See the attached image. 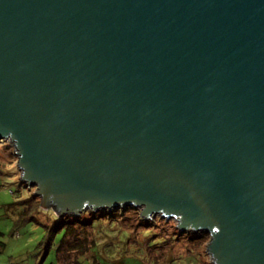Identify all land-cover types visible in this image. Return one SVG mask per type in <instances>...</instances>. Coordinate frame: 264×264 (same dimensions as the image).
<instances>
[{
    "label": "water",
    "instance_id": "obj_1",
    "mask_svg": "<svg viewBox=\"0 0 264 264\" xmlns=\"http://www.w3.org/2000/svg\"><path fill=\"white\" fill-rule=\"evenodd\" d=\"M9 132L61 215L146 203L264 264V0H0Z\"/></svg>",
    "mask_w": 264,
    "mask_h": 264
},
{
    "label": "clouds",
    "instance_id": "obj_2",
    "mask_svg": "<svg viewBox=\"0 0 264 264\" xmlns=\"http://www.w3.org/2000/svg\"><path fill=\"white\" fill-rule=\"evenodd\" d=\"M23 153L18 148L17 139L9 132L7 135H0V204H13L11 207H0V241H6L9 245L6 252L0 254V264H31L29 258L24 254L29 245L33 243L36 237L31 236L33 225L28 221V217L36 216L44 224H51L57 220L61 213L54 204H45V194L40 191V184L37 182L25 180L26 168L21 166ZM120 207L115 210L114 216L97 215L91 220L92 224L97 221H112L115 226L117 220H122L125 224L129 223L125 217L131 213H136L140 218L152 220L153 217H159L160 213L152 212L145 216L146 203L129 206L124 208L123 203L119 202ZM26 209V211H25ZM97 209L86 207L79 211L78 215L91 217ZM123 213V216H118ZM88 227V225H85ZM167 223L160 225V234L167 233ZM176 234L180 239H169L161 247H154L152 235L143 228L137 229L134 233L129 230L125 235H131L132 239L123 245L114 246L106 250L105 255L109 261L124 260L126 264H166V259L170 264H220V260L210 248L213 235L207 233L196 238L201 239L209 236L205 241L202 250L198 251L195 258L191 261L180 260L169 255L183 241L184 233L195 231L187 228L181 231V222L176 226ZM116 235V233H113ZM170 235V234H168ZM90 240L94 237L90 236ZM123 240V237L120 238ZM100 244L106 243V240H98ZM191 243V239L188 240ZM167 249V253L165 252ZM96 248L92 247L91 252ZM186 254L191 255L192 249L185 247ZM88 250L81 251L79 248L67 250V259H60L56 264H93Z\"/></svg>",
    "mask_w": 264,
    "mask_h": 264
},
{
    "label": "rangeland",
    "instance_id": "obj_3",
    "mask_svg": "<svg viewBox=\"0 0 264 264\" xmlns=\"http://www.w3.org/2000/svg\"><path fill=\"white\" fill-rule=\"evenodd\" d=\"M16 202H13L15 204ZM13 204H0V207H11ZM26 211V209H25ZM105 212L96 214L100 216H104ZM115 211L111 214V216H114ZM66 215V217L70 220H74L73 218L76 216ZM61 215V216H63ZM118 216H123V213H118ZM92 216V215H91ZM33 217V218H32ZM93 218L89 219V223H91V220ZM126 220L129 221V223L125 224L122 220H117L115 226L112 225V221L109 220L108 222L105 221H97L95 224H90L91 228L89 229V233L94 239H92V244L90 245L88 251L90 253V257L93 261V264H126L124 260H113L109 261L107 256L105 255V252L107 249L112 248L114 246L123 245L124 243L130 241L132 239L131 235H125L126 232L131 230L133 233L137 229L143 228L144 230H147L150 232V235L153 237L154 247H161L163 243H165L169 239H180V235L176 234V228L175 227H167V233L161 235L160 234V225L165 224L164 217H157L153 218L152 220L147 219H140L138 217V214L131 213L128 217H125ZM28 221L31 222L33 225V230L31 232V236L36 237V239L33 241L31 245H29L28 249L25 250V255L29 258L31 261V264H36L39 261H41V264H56L58 261L56 249L57 244L59 243L61 237L64 234V230H56L53 237L51 238L50 244H46V238L48 231L52 228L49 226V224L42 223L39 219H37L36 216H30L28 217ZM53 223V222H52ZM63 229V228H62ZM113 233H116V235H113ZM207 233H200V232H188L184 233L183 235V241L180 245H178L174 251L169 253L170 256L175 257L180 260H188L191 261L195 258L198 251L202 250L205 244V241L209 239V236H204L201 239L197 240L196 238L203 236ZM1 235H4L2 233ZM82 234H78V238H80ZM123 237V240L120 238ZM191 239V243H188V240ZM98 240H106V243L100 244L97 241ZM4 245L2 246L0 250V254H3L7 251L9 245L6 241H3ZM48 246V247H47ZM95 247L96 251L91 252V248ZM185 247H190L192 249V254H186L184 251ZM167 249H165V252L167 253ZM166 264H170V261L166 259Z\"/></svg>",
    "mask_w": 264,
    "mask_h": 264
},
{
    "label": "trees",
    "instance_id": "obj_4",
    "mask_svg": "<svg viewBox=\"0 0 264 264\" xmlns=\"http://www.w3.org/2000/svg\"><path fill=\"white\" fill-rule=\"evenodd\" d=\"M115 210V209H113ZM113 210L111 212L104 211V215L111 216L113 213ZM95 215H92L91 217H83L81 218L79 215L74 217V220H70L66 217V215L60 216L57 220L53 221L49 226L52 228L47 233V245L50 244L51 238L53 237L56 230H64V234L61 237L59 243L57 244V257L58 260L60 259H67V250L71 248H79L81 251L88 250L90 245L92 244V240L89 239L91 236L89 233V229L91 228L89 223V219L95 218ZM33 218V217H32ZM142 219V218H140ZM85 225H88V227H85ZM63 228V229H62ZM2 232H0V235ZM78 234H82L80 238H78ZM4 245L3 241H0V250L2 246ZM48 247V246H47ZM36 264H41V261H39Z\"/></svg>",
    "mask_w": 264,
    "mask_h": 264
}]
</instances>
